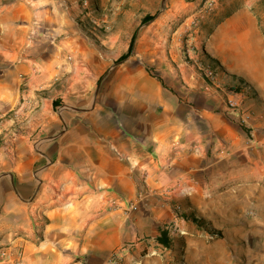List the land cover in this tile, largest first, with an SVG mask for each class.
Segmentation results:
<instances>
[{
	"label": "crops",
	"instance_id": "0c3cea01",
	"mask_svg": "<svg viewBox=\"0 0 264 264\" xmlns=\"http://www.w3.org/2000/svg\"><path fill=\"white\" fill-rule=\"evenodd\" d=\"M227 2L210 31L166 10L116 63L133 25L96 40L79 0H0V264H140L163 230L186 231L182 213L261 187L264 113L245 124L227 89L261 71L264 6Z\"/></svg>",
	"mask_w": 264,
	"mask_h": 264
},
{
	"label": "rangeland",
	"instance_id": "374dc122",
	"mask_svg": "<svg viewBox=\"0 0 264 264\" xmlns=\"http://www.w3.org/2000/svg\"><path fill=\"white\" fill-rule=\"evenodd\" d=\"M93 2L79 0L78 18L80 24L85 25L87 36L96 40H103L107 35L116 32L115 26L125 27L126 24L133 25L135 34L138 35L145 25L143 19L147 15H154L156 18L168 9L173 11L174 7L178 12L175 19L174 13L172 14L171 20L184 21L193 14V25H189L210 31L232 10L227 0H101V8L95 6L98 11L103 10L105 15L99 16L94 14ZM261 3L264 6V0ZM193 32L195 34L194 28ZM121 43L117 48L116 63L122 56ZM260 47L262 54L256 65L261 71L257 73L254 71V77L248 75L255 84L247 80L256 88L258 99L246 95L239 97L243 101V107L254 115L253 120L258 113H264V45ZM241 50L245 54L250 52L245 46H242ZM193 54L195 55V52ZM241 63L246 64L245 60ZM205 65L201 64L204 70L209 67L208 64ZM219 74L214 80L215 84L220 83ZM214 82L206 78V83L217 87ZM234 84L228 85L230 89L227 90L231 91V96L237 95L231 90ZM251 122L252 120L245 124ZM211 208L205 212L200 211L204 220L203 226L191 221L183 233H170L171 247L153 250L152 255L142 260L140 264H264V181L260 188L256 187L245 199L236 200L223 211ZM190 216L195 215L192 213Z\"/></svg>",
	"mask_w": 264,
	"mask_h": 264
},
{
	"label": "trees",
	"instance_id": "16d2710c",
	"mask_svg": "<svg viewBox=\"0 0 264 264\" xmlns=\"http://www.w3.org/2000/svg\"><path fill=\"white\" fill-rule=\"evenodd\" d=\"M92 1H94V0H92ZM95 5H96V3L93 2L92 3V7H93V10H94V14L96 15V14H98V10H97ZM154 19H155L154 15H147L143 19V24H147L148 22L153 21ZM136 39H137V35L135 34L133 36V38H132L129 50L126 53H124L119 58L117 63H121V62L125 61L133 53L134 48H135ZM213 61L217 65H213V66L209 65V67L210 68L215 67V68H213V70L216 72V74H219V72L223 70L222 66L216 60L213 59ZM232 77L235 80V82H234L235 84L231 88V90L233 92H235V94H237V95H246L249 98H252V99H255V100L258 99V96L256 94V90L252 86V84H250L246 79H244L242 77H239L238 75L233 74ZM182 216L186 217L187 219H191L192 221H194L195 223H197V224H199L201 226H203V224H204V220L201 217H195V216L192 217V216H189L188 214H182ZM157 240L163 246H165L167 248L171 247L172 238H171V236L169 234V231L167 229L162 231L161 235L157 238Z\"/></svg>",
	"mask_w": 264,
	"mask_h": 264
},
{
	"label": "built area",
	"instance_id": "2783aa9c",
	"mask_svg": "<svg viewBox=\"0 0 264 264\" xmlns=\"http://www.w3.org/2000/svg\"><path fill=\"white\" fill-rule=\"evenodd\" d=\"M86 3L88 2V0H84ZM204 71V76L209 79L210 81L214 82V80L216 79L217 77V74L216 72L210 68V67H207L205 70L203 69ZM215 84V82H214ZM216 85V84H215ZM217 86V85H216ZM215 86L210 84V83H206V86L205 88L207 90H211L213 89ZM241 95H233V96H230L228 97V105L231 107V108H235V109H238L240 110V112H242V121L244 123H249L250 120H253L254 118V115L248 111L246 108L243 107V101L240 100V97ZM116 155L121 158V159H128L127 156H125L122 152H120L118 149H114ZM177 232H181L183 233L181 230H179V228H175L173 229L172 233H177ZM119 263V260L118 259H113L111 260V262L109 264H118ZM71 264H88L87 262H85L84 260L82 259H77L75 260L73 263Z\"/></svg>",
	"mask_w": 264,
	"mask_h": 264
}]
</instances>
